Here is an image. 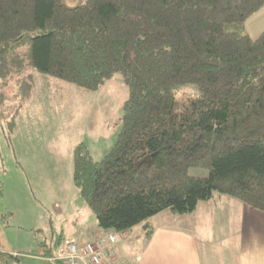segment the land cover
<instances>
[{"label": "trees", "instance_id": "1", "mask_svg": "<svg viewBox=\"0 0 264 264\" xmlns=\"http://www.w3.org/2000/svg\"><path fill=\"white\" fill-rule=\"evenodd\" d=\"M77 3L0 0V89L28 68L85 91L121 74L113 147L100 161L74 150L73 181L96 227L142 225L147 239L150 218L189 215L215 196L264 213V30L242 33L264 0ZM186 85L198 95L177 98ZM10 259L0 248V264Z\"/></svg>", "mask_w": 264, "mask_h": 264}, {"label": "rangeland", "instance_id": "2", "mask_svg": "<svg viewBox=\"0 0 264 264\" xmlns=\"http://www.w3.org/2000/svg\"><path fill=\"white\" fill-rule=\"evenodd\" d=\"M263 28L264 7L243 23L242 33L255 39ZM174 94L198 91L186 85ZM127 97L119 73L85 91L28 68L19 82L0 89V248L10 264H49L43 255L95 222L73 181L74 150L82 146L93 161L103 159L120 131ZM188 175L208 172L189 169ZM115 235L121 258L128 256L127 239Z\"/></svg>", "mask_w": 264, "mask_h": 264}, {"label": "crops", "instance_id": "3", "mask_svg": "<svg viewBox=\"0 0 264 264\" xmlns=\"http://www.w3.org/2000/svg\"><path fill=\"white\" fill-rule=\"evenodd\" d=\"M146 224L151 230L147 239L142 225L135 227L133 235L131 230L121 234L127 239L128 256L121 258L122 244L117 239L115 264L122 260L129 264H264V213L230 197L201 202L189 215L164 211ZM102 234L94 222L62 242L91 241Z\"/></svg>", "mask_w": 264, "mask_h": 264}, {"label": "built area", "instance_id": "4", "mask_svg": "<svg viewBox=\"0 0 264 264\" xmlns=\"http://www.w3.org/2000/svg\"><path fill=\"white\" fill-rule=\"evenodd\" d=\"M117 246L116 235L105 233L91 241L65 242L45 257L49 264H115Z\"/></svg>", "mask_w": 264, "mask_h": 264}, {"label": "water", "instance_id": "5", "mask_svg": "<svg viewBox=\"0 0 264 264\" xmlns=\"http://www.w3.org/2000/svg\"><path fill=\"white\" fill-rule=\"evenodd\" d=\"M61 1H62V3L64 4V0H61ZM81 1H82V0H78V3H77V5H76L74 8L78 7V6L80 5ZM71 9H73V8H71Z\"/></svg>", "mask_w": 264, "mask_h": 264}]
</instances>
